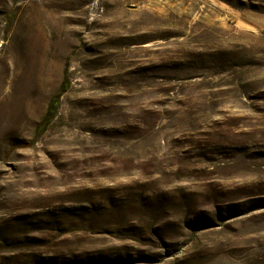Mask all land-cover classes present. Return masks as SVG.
<instances>
[{
  "label": "rangeland",
  "instance_id": "rangeland-1",
  "mask_svg": "<svg viewBox=\"0 0 264 264\" xmlns=\"http://www.w3.org/2000/svg\"><path fill=\"white\" fill-rule=\"evenodd\" d=\"M0 264H264V0H0Z\"/></svg>",
  "mask_w": 264,
  "mask_h": 264
},
{
  "label": "trees",
  "instance_id": "trees-1",
  "mask_svg": "<svg viewBox=\"0 0 264 264\" xmlns=\"http://www.w3.org/2000/svg\"><path fill=\"white\" fill-rule=\"evenodd\" d=\"M237 59V56L234 52H219L216 56H214V61L216 66H223V65H228L230 66H235L234 65V61ZM195 69V67H192ZM163 81V80H162ZM169 81V80H168ZM67 86H68V82L66 79H64L62 81V83L60 84L59 88H58V92L50 99L47 108H46V112L45 115L43 117V119L40 121V123L36 126V133L40 134L44 131V129L47 127V124L49 123L50 119L53 117L57 105L59 103V99L61 97V95L67 90Z\"/></svg>",
  "mask_w": 264,
  "mask_h": 264
}]
</instances>
